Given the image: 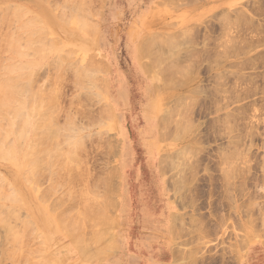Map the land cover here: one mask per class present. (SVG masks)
I'll return each mask as SVG.
<instances>
[{"label": "rangeland", "instance_id": "rangeland-1", "mask_svg": "<svg viewBox=\"0 0 264 264\" xmlns=\"http://www.w3.org/2000/svg\"><path fill=\"white\" fill-rule=\"evenodd\" d=\"M68 1L69 0H66V2L64 0H0V22L3 23V14L7 12L8 17L12 18V21L14 18H17L16 21L18 20V23L15 24L16 21L14 19V23H12L13 26L11 25V27V20H7V22L9 21L7 23L4 19V25H6V27L10 26V28L6 29L4 25L0 24L5 27L4 28L1 26L3 30L2 28H0L2 30L0 32L2 33L1 37H3L4 34L7 35L6 33L9 30H12V42L15 39L19 41L21 40L20 42L24 40L23 42L25 47L27 46L28 48H30V46L32 47V45L33 47L36 46L34 54L37 56L35 58H32L34 48L33 50H31L33 52H30L29 50V53H31L32 57L25 55V53H28V48H24V53L18 52V48L14 52L16 55L12 54V50L9 47L11 46V42H9L11 38L10 40L8 39L9 43H5L6 39L9 36L11 37V35L5 36L6 39L4 38V43L1 40V43H3L5 46L6 44H9V48L6 47L9 50L6 49L5 51L3 50V48L2 50L4 53H1L2 51L0 50V57L2 56L4 62L3 63L0 61V74L3 75H0V79H2V83L0 82V88H2L5 82H7L9 85V90L7 91L6 89H4L3 91L2 89L0 93L1 95L6 92H11L10 95L12 93L16 94H13L11 96L9 94H3V96H0V101L5 103L3 104L5 105V107L0 108V115L3 113L1 115L3 116V118L0 116V124L2 122L5 125L7 131L10 132H6L4 130L5 128L2 126L3 130L6 132V135L7 133L11 135L6 136L0 134V136H4L6 139H9L7 140V142L9 143V146L11 145L9 147L6 142L5 143L7 145L2 142L3 145L1 146H4V148L2 147V151H4L6 154H3L0 146V179H2L3 181L5 180V183L7 182V186L8 184L10 186L6 187L5 184L3 187L0 184V192H2L3 194H9L7 196L5 195L7 198H3L5 196L2 195V198L4 200H2V198L0 197V211L3 212L5 209H9L10 212V210L13 208V211L11 210V213L15 211V213L17 214L15 218H18V216L23 217L21 218V220L20 218L18 219L20 222L17 221L18 223H15L18 229L16 228L17 230L15 229L14 231V228L10 223L9 226H7L8 228H6V226L4 227V225L7 224L3 223L4 221H2V223L0 224L2 225L0 226V235L2 236V239L0 236V264H264V0L83 1L86 5L90 4L88 6L82 4L81 0H73L75 2H80L85 6L84 8L81 7L82 5H80V7L73 5L75 8L73 6L72 8H70L71 5H67V3H69L71 0L69 2ZM73 1L71 3H73ZM62 3H64L63 7L61 6ZM51 5H54L55 9H53L54 7H51ZM1 7H3L5 10H10L11 8V10L10 12H3L4 10ZM60 7H62V9ZM14 8L15 10L18 9L17 12L24 9V12L22 11L20 13H17ZM230 9L231 11L236 10V14H233V16L229 15L228 12ZM28 10V13L31 14H27L26 11ZM63 10H65L66 12ZM14 11L18 16H16L15 14L13 15ZM83 11H87L88 14L86 12L84 13ZM64 12L66 13V17L68 16L67 18L64 17ZM226 12L232 19L236 18V20H239L238 23L236 20H234L236 21L234 23L235 26L232 24L234 22H232V19H228L232 22H230V24H232L230 25L231 27L226 25L227 23L225 22V20L228 21L226 19L228 17H223ZM56 13L58 14L56 15ZM9 14L12 16H10ZM24 15H26L27 17H24ZM59 15L61 17H59ZM6 16L7 15L5 14L4 18L7 19L8 17ZM36 16L37 19L35 18ZM62 16L64 17V19ZM240 16H242V18H240ZM86 17H90V20L94 25L91 23L89 18ZM32 18L35 19V21L38 20V18L42 21L38 20L36 24L37 26H34L35 21H32V24L30 22ZM81 18L82 22H85L87 20L83 24V27L84 25L90 26V28L92 27L90 30L93 29L92 31L86 32V30H82V33L79 32V28H83L81 26L82 24L79 26V24L82 23ZM222 18H225V20ZM25 21H27V24L29 22L31 26L33 25L34 27H29L25 24L26 27H29V29H25L24 25H22L25 23ZM77 22H79V24ZM88 22H90L91 25L86 24ZM42 24H44L45 26ZM41 26L45 28L47 27V29H44L43 27L41 28ZM13 27L15 28V31L13 30ZM16 28H19V31H17ZM40 28L42 30L44 29V32L40 30ZM34 30H40V33H37V31L34 32ZM29 31L35 33L33 34L34 38L30 39V37H25L26 35H28ZM41 31L43 33L46 32V36H44L45 34L42 35ZM51 31L53 34H49ZM186 31H188L187 34ZM33 35L31 34V36ZM152 35H154V37ZM183 35L186 36L183 37ZM162 36L165 37V40L167 39L171 42L177 39L179 49L177 48V46V50H173V52L171 48L172 53H170L169 51L170 56L171 54H173L171 58L167 56L168 51L165 50L160 53V56L158 57L155 54L150 55V53L146 54L149 55L147 58L141 55L142 59L140 61L137 56V45H139V42L145 39H156L157 37L162 38ZM193 36H196L197 39L195 38L194 40ZM38 37H40L42 41L38 40ZM45 37L48 41L54 43V50L51 45H47V43L42 44L44 41H47L45 40ZM180 37L181 39H178ZM53 38L57 42L53 41ZM186 38L187 41H185ZM58 40L60 41V43ZM16 41L14 42L17 43L18 41ZM38 41L42 42V46L45 45L46 48L47 46L48 48H43ZM82 42H86L88 45H84L82 44ZM162 42H159L160 46ZM173 42L176 44L175 41ZM185 42H187V44ZM231 42L232 47L230 45ZM19 43L13 44L18 46ZM55 43H59V45ZM101 43L103 44V46ZM180 43L181 46L183 45L181 48H185L184 44L187 48H185L184 50L182 49V51L180 49ZM223 43L229 47L224 46ZM39 44L40 46H38ZM0 46L3 45L0 44ZM21 46H23V43H21ZM40 47L43 48L42 50L46 49V51H41ZM191 47L192 54H190V52L189 55L190 57H193V62L191 61V63L193 64H185L184 60L190 63V61H188V55L186 57L184 54L186 59L180 54L179 56H175V54L179 52L185 53V51H188ZM155 48L157 50V46H155ZM227 48H229V50H227ZM234 48L236 52L233 51ZM66 49H70L71 52L76 50L75 53H79L76 55L73 52L70 55L69 50L67 51L68 53L63 52L64 54H66L64 57H61V54H63L62 52L59 56H55L57 53H60V51H64ZM158 49L160 52V48ZM48 50L51 51V54L47 53ZM194 50H199L200 53L203 52L201 54L203 55V57L200 56L199 51L194 52ZM16 52H18L22 56L21 59L18 57L20 55H17L18 53ZM68 54L73 57L74 55L76 56L73 60H71L72 57L70 56L67 59L66 56H68ZM186 54L188 53L186 52ZM163 56H165L164 63L159 62V64L161 65L157 64L159 65L157 66L159 67V70L151 69L150 75L143 72V70L141 69L142 60L145 63H151L150 61H153L155 59L161 61L162 59L160 58H163ZM198 56L200 59L197 58ZM58 57H60V59ZM143 57L145 59H143ZM166 57L169 59L166 60ZM194 57H196L197 60L199 59L200 61H202L198 62L199 60L196 61ZM5 58L9 60L12 58V60H14L8 61L5 60ZM54 58L57 61H55ZM76 58L79 60L77 61ZM18 59L19 62H21L18 64H22V62L24 61L28 63L34 60L39 65L37 66L36 64L37 67H29V69L25 70L23 69L24 67L21 69V66H19L21 69V71H19V67H17V64L14 66L15 68H18H16L17 71L15 72L16 69L11 65L17 63ZM41 59L44 60V63L40 62L42 61ZM179 59H181V61H179ZM90 60L91 62L93 61V63H96L95 61H98L102 64H88ZM14 61L15 63H13ZM34 61L31 62V64L33 63L32 65H35L36 62ZM74 61H77L82 68L87 64V66L90 65L89 67L92 69V71H94L95 69L102 70L104 64L105 69L107 68L108 71L106 70L105 72L103 69L98 74H94V72H92V75L94 74V77L97 75V79L99 80L102 78L101 82H103V80H108L110 83V87H112V85H115L118 75H120L124 79L125 87H119V96L121 98V101L118 106L120 107L121 111L120 119L123 118L122 123H120V127L118 119H115L111 115L109 119H106V117L109 115L107 113V110L109 111V108L112 109V107L109 105L104 95H99L100 91L97 89L98 87H95L96 85H94V78L93 82L92 80L89 81L90 79H83L82 81L86 80L87 83L83 84V89V86L81 85V88H79V90L77 91L78 83L75 84L77 86L76 87L74 86L73 81L77 82L75 78L77 80H80L78 79L80 77L77 76V73L75 71L77 69H80L81 67L79 66V64L74 67L73 65H76ZM168 61L178 62V64H176V62L174 63L175 69L180 67L179 65H187V69L183 70L182 72L186 73V75L191 74V77L182 74L181 70H179L177 73H181L184 76L181 75L179 78V76H177V73L176 75L174 74L171 76L173 72L172 71L171 74L168 73L171 76L169 77L166 72H170L171 69L174 68V66L172 67V63L170 62V64ZM166 62L171 66L168 67L169 65L167 66ZM214 63L217 65H215ZM81 64L85 65L82 66ZM5 65H7V67H3ZM58 65L61 66V68L58 67V69H56V66ZM155 65L152 66V68L155 67ZM176 65H178V67ZM219 65L220 67H217ZM10 66L13 68L12 71H14L11 74L9 71H7L8 69H6L8 67L11 68ZM66 66L71 67V70L68 67L70 71H67L68 68ZM129 66H134L136 68L138 77L142 81V84H140L138 87L134 88L130 84L125 70L126 68H129ZM72 67L74 68L72 69ZM186 67H183L182 69ZM192 68H194V70H192ZM188 69L189 71L185 72ZM62 70H65L66 72H62ZM162 70H164L165 72ZM21 73L25 75H22ZM26 73L29 74L30 77H32V81L28 80L29 78H26ZM35 73L37 76L34 75ZM216 73L222 77L219 83L221 86L218 85V81L216 82L215 80L217 78H215V76H217ZM18 74L19 76L22 75L20 81L21 84H15L13 81L15 79L13 77H16ZM58 74L64 75L60 77ZM164 74H166L167 76ZM24 76H26V82L24 79H22ZM33 76L35 77V80H33ZM160 76H162V79L166 82H162L163 80H161ZM17 80H19V77L17 78ZM96 83H98L97 80ZM164 83L166 87H163L165 86L163 85ZM17 84H20L18 87H21V90L18 89L19 92L16 90L18 87L15 89ZM87 84L91 85L90 87L92 88L90 90L86 88ZM169 84L171 86H169ZM153 85L164 100L162 107L163 111H161L162 113L158 112V116H167L168 113L166 112H169L172 109L178 110V112H176L177 114H175L176 116L169 115L167 119H165V117L163 118L162 116L164 122L161 118L163 122L161 123V130L160 128L157 129L156 126L152 128L145 124V116L148 113H152L154 111L153 109H151V106L154 103L150 102L151 96L155 95L156 99V92ZM5 88L7 87L5 86ZM116 89V87H113V90L115 92ZM215 90L219 92L217 93ZM23 92L27 93L28 95L29 93L33 92L32 94H35V97L30 98L31 95H29V97L28 95L25 96L23 95ZM43 92L46 95H44ZM86 94L88 95V97ZM4 96L8 98V100L11 98V101H9L10 104L6 101L7 99ZM40 96H42L41 98L45 100L46 104L43 103L44 101H42L43 99H40ZM89 96L91 97L89 98ZM94 96H96V99L92 98ZM26 97L29 98V101L27 100L28 98L26 99ZM47 97H49V100H46L48 99ZM51 97L52 99L50 100ZM98 97H101L102 99H100L104 101H101ZM87 98L92 100L89 101V99ZM21 99L23 103L25 102V104L21 105ZM108 99L115 102V97L112 99L111 96H109ZM36 100H38L37 103H40L42 101V105L45 104V110L43 109L44 106L43 108L42 106L41 108L37 107L45 111L44 115L47 114L48 116V113L51 112L49 114H52L53 116L51 115L50 117L49 115V117L52 119L53 123L51 122V120L49 121L50 118H48L47 116H44V118H42L44 121H46V124H43V120H40L39 122L37 121L40 116L42 117L41 114H43L42 112L44 111L42 110V112H37L39 113L37 116V114L35 113V109H37L34 107L35 105L31 106V108L35 109H31L26 103H30L32 101L31 104H36ZM12 101H15L17 104H15L14 102L11 104ZM51 103L54 106H52ZM103 104L109 106V108H107V106H103ZM186 105L188 107L184 108L183 106ZM19 106L22 109H25H16ZM10 107L16 108H12V111ZM169 107L172 109L170 110ZM27 108H29V110ZM48 108L51 111H46V109ZM182 108L184 110L181 111ZM2 109L6 110V112L2 111ZM30 109L33 111L32 116V111L29 112ZM8 110L11 111L10 115H8L9 112L7 114ZM20 111L21 113L25 114V118H27L28 116V119H25L24 116L19 115L20 120H24L22 121L23 125L21 124V122L20 125L27 126L28 124V134L26 133V128H24V131L23 128L19 129V127L22 126L18 125V122L15 121L18 118L15 115H18L17 113H19ZM185 113L188 114L189 119L191 120L186 117L187 115L184 116L187 119L182 116ZM35 115L37 117H35ZM226 115L229 117L228 120L230 122L226 120ZM230 115H234L232 116L234 118H230ZM111 117L113 119H111ZM4 119L6 121L8 119L9 123L11 124L8 125V121L6 122L4 121ZM32 119H34L35 121ZM182 119H185L186 121ZM25 120H27L28 123ZM14 121L17 124L13 123ZM73 121L79 126H75L74 124H72ZM35 122L38 126L36 125L33 128ZM65 123H67V125H65ZM184 123H186V125ZM56 125L59 128L64 127L62 128V130L65 129L66 126L70 125L72 127H75V129L77 130L79 129V127L83 130V132H79L78 130V137L80 140H82V138L83 141L85 140V142H82L83 145L81 144V147H83L82 149L86 152L81 150V148V151L77 149V151H80L79 154L78 152L76 153V157L80 158V163H76L79 167L78 172V167L76 168L75 172L78 173L76 174L77 176L73 174L70 175L71 178H69V174L67 171L65 172L66 174L60 175V177L59 174L58 176L55 175L57 172L55 170L59 168V171H61V164L64 165L63 167H65L66 164L64 156L61 155L63 153H57H59L60 151L62 152V148L64 147L61 145H66L65 134H68L66 133L67 131L63 132L64 130H60L59 132L55 130L56 132H53L56 134L52 133V127H56ZM180 125L181 127H178ZM185 126L186 130L188 131H186L185 135L181 137L180 135L184 134L183 132L185 130ZM46 127H51L49 130H47L53 134V137L54 135H56L57 139H54L56 138L55 136L54 138H50L51 141H47L46 144L40 143V148L37 149V153L35 152L36 149L30 150V148H35L33 146V144H35L33 141H38V143H36L37 146L39 142H41L39 141V139L35 140V137H32V135H34V133L38 132L40 129H43L39 132L40 134H42L41 137L43 136L42 141H45L46 138L44 137L49 135H46L44 133L45 131H47ZM59 128L57 130H59ZM171 128H173L174 131ZM179 128H181L182 130L177 132V129ZM18 129L19 133L16 134L15 130ZM168 130H170L169 133L167 132ZM14 131L16 136L14 135ZM165 131L168 135H165ZM172 131L173 133L171 135ZM22 132L26 134L23 135ZM100 132L104 133L105 135L103 134V136H101ZM128 132L131 136H129ZM62 134L65 135V138ZM36 135L37 134H35L34 136ZM235 135L237 136V138ZM121 136L125 137V139L128 140V142H130L132 146L131 156H129L127 164H125L124 161L121 164ZM166 137L170 139L168 140ZM37 138H39V136H37ZM15 139H24L25 141L22 142L23 140H21L23 145L19 141V145H22L19 146L18 143L16 144V142L18 141H16ZM47 139L49 140L48 137ZM147 139H149L148 142H146ZM58 142L61 144H59ZM231 142H234L233 145L237 143V146H235L236 148L231 145ZM27 143H31V146L28 149L26 147H29ZM107 143H109V146H107ZM136 144L138 148L136 147ZM43 145L47 146L43 147ZM48 146L50 147L48 148ZM184 147L187 149L185 150ZM181 148L183 149V151L179 150ZM41 149L45 150L41 152ZM48 149H55L54 151L58 150V152L56 151L52 154L49 153L50 151H48V153L52 155L50 157L53 158V156H57L56 160H61V162L59 160V165L61 167H59L58 164H55L54 169L52 167L54 165L50 161L54 159H49L47 157L49 159V162L47 163L48 160L45 161L46 159H44V161L42 162H46L48 165L51 162V164L49 165L50 167H48L47 164L43 166V163L40 162L42 163L40 166H43L42 169L41 167H39L38 170L35 166H33L35 167V169H32L34 171L38 170L39 172L41 169V171L43 170L44 172L42 171L43 173L41 172L40 175L38 174V172L36 174L34 172L32 173V175H38L37 177L34 176L31 178H28L27 174L26 178L24 179L25 173L23 172L28 171L27 173L29 174L33 172V170L29 166H31V163L32 165L37 166L39 164L38 161L42 158L39 153H45V151H47ZM32 151H34L36 154L31 153ZM180 151L182 153H179ZM13 153V159L15 160V163L14 160L9 161L7 158L8 156L9 158H12ZM18 153L20 154L18 155ZM25 153H31L35 156L32 155L33 157H31L30 154V157L27 158L26 156L29 154L24 155ZM178 153L181 155H179ZM38 155L41 156V158L36 159L38 164H35L36 161L34 160V158H39ZM230 155H232L233 157H231ZM24 156L27 158L26 162L24 160ZM171 156L173 157L171 158ZM4 157H6L7 159H4ZM44 157H46V155ZM172 159H176L177 161H172ZM225 159H230V163L233 159L235 160L232 164H230L229 161ZM32 160L34 162H31ZM80 160H82V163ZM28 161H30V163H28ZM173 162L177 163L174 164ZM27 163L29 165L26 166L30 168V171L27 167V169L25 170V164ZM225 163L227 164L225 165ZM81 164L82 166H80ZM173 164L176 166L174 167ZM233 166L234 169L232 171L234 172L235 170V173H233L232 171H230V173L232 172L234 174V180L232 179L230 182H226L230 179L227 178L228 180H225L224 172L227 174V172L231 170V167L233 168ZM46 167H48L49 170ZM158 167H160V171L158 170ZM50 168H53L54 170ZM73 168L75 167L73 166ZM62 169L63 171L61 172L63 174L65 169ZM225 170H227V172ZM114 173H116V175ZM74 176L75 178H73ZM56 178L59 180H57ZM101 178L104 179L105 184L106 182L108 184V181L110 180L111 182L105 186V184L102 183L103 179L101 181L99 180ZM2 180H0V182L3 184ZM68 181H70L72 184H68ZM83 182L85 185L82 184ZM61 184L65 185L64 188ZM73 184L76 185L73 186ZM67 186H69V189ZM104 186L105 188L108 186H112V189L116 187L117 192L111 190L110 187V189H103ZM72 187H74V189ZM95 189L99 190L97 191V198L101 197L100 199L98 198L99 202L102 201L103 203V201L105 202L106 199L108 204V202H110V200L108 199L110 197L112 198H110L112 200V204L109 203L107 205L108 209L105 208V205L103 204L104 207H102L103 209L105 208V210H103L105 212L102 213L103 215L101 214L102 216H100L99 214V217L90 215V213L94 214L92 213L94 211L89 208L92 211L89 212L85 207L88 204H91V202L93 203L94 198L92 197L93 199L92 201L90 200L91 202H86L85 200H87V198L85 199L84 197H88L89 199V197L93 196V193L96 197L97 192L94 191ZM101 189L103 192H107V195H110L111 191H113V196H107L108 198H106V193L103 196V192L100 191ZM89 191L94 192L90 193ZM77 194L78 196L84 194V197H81L79 199L76 197ZM14 195L15 197L17 195L19 199L14 198ZM8 196H12L14 198L13 199L11 197L13 201L10 200L11 198L8 199ZM38 197H40L41 201L38 199ZM71 197H75L74 201H71L73 199ZM83 198L85 200H83ZM122 198L125 202V206L121 210ZM115 200L116 206H114ZM58 201L61 202L59 203L61 207L55 208L56 203L58 204ZM19 202L21 203L19 204ZM42 202H44L45 204ZM78 203H80L81 205L83 204V206L79 204L80 207L78 206L77 208H74V206H77ZM143 203H145L144 211H146L150 215V217H155L154 219H156L157 217L162 216L166 219L165 232L162 231L163 234L161 236H151L154 232L151 230L148 231V233H144L148 236H151L149 237L148 243H154L155 251H157V254L155 255H149L146 251L142 250V232H145L146 226V223L141 220L144 213V211L142 210ZM73 204L75 205L73 206ZM92 205L93 204H91V206ZM95 205L97 206L99 204H97L96 202ZM71 206L74 209L73 211L71 210L72 208H70ZM91 206L89 205V207ZM69 208L71 211L69 210ZM82 208V220L77 219L80 213L78 209ZM16 209H19L20 211H16ZM85 209L88 212L86 213L89 215H84ZM109 210L111 211L109 212ZM1 212L0 217L3 214V216L7 214H1ZM9 212L7 214V217L9 215L11 216ZM55 213L58 214V217ZM110 213L112 214V216L110 215ZM65 216L70 217L66 218ZM87 216H89L90 218H87ZM71 217L72 219H74L73 217H76L75 219L78 220L79 223L76 222V224L78 223V226H81L80 231L79 228L76 227V224L72 225V228L74 227V229L77 228L78 230L75 229V232L73 229L74 232L69 231V233L66 232L67 229L63 230L64 228H61L59 226L61 223L60 221L63 220V218L64 220H71ZM110 217V223L113 224L111 220H116V223L115 225L113 224L115 227L112 225L109 229L107 227L108 224H110L108 221ZM1 218H3L5 221L9 219H5L4 217ZM23 219L25 221H23ZM12 220L8 221L13 222ZM57 220L59 223H57ZM92 220H95L93 221L94 223L92 222ZM23 222H27L29 223V225L27 223V225H20V223ZM68 222L69 221H67V224ZM166 222L168 226L166 225ZM88 223L90 225L85 226V224ZM98 223L101 224L103 228V224L105 223L106 229L102 231L101 229L103 228H101V225H98ZM171 223H173V226ZM69 225L70 224H68V226ZM82 225H84L85 227ZM169 225L172 227H170ZM1 227L4 230H1ZM19 227L21 228L19 229ZM68 228L70 229V227ZM6 229L12 235H10L9 232V234H7ZM25 229L27 233H24ZM1 231L2 233L4 231L6 232L5 237L4 235H2ZM104 231L106 234L104 233ZM102 233L105 234V237L103 236L100 241L98 237L101 238ZM24 234L26 235L24 236ZM95 234H97V237ZM13 235H15L16 238ZM71 236L73 237L71 238ZM80 236L83 237L81 238ZM24 237H26V241H24L22 244L25 246H21L20 249L22 247V249L25 248L26 250H24L26 253L18 249V242L20 243V241L25 240ZM79 237L81 239H79ZM10 242L11 245H9ZM12 243H17L16 246H18V248L15 245V247L13 248L16 251L18 249L17 252L19 254L16 255V253H12L11 255H9L12 251ZM5 244L9 245L8 248H4L7 247V245ZM15 250L14 252H16ZM19 250L24 254L22 255ZM4 251H7L6 253L7 256L9 255V258H7ZM3 254L5 255V257ZM15 256L16 259L12 258ZM19 256L22 257L19 258Z\"/></svg>", "mask_w": 264, "mask_h": 264}, {"label": "bare ground", "instance_id": "bare-ground-1", "mask_svg": "<svg viewBox=\"0 0 264 264\" xmlns=\"http://www.w3.org/2000/svg\"><path fill=\"white\" fill-rule=\"evenodd\" d=\"M43 1H44V0H43ZM64 1L66 2V0H64ZM69 1H70V0H69ZM69 1H68V2H69ZM72 1H73V0H71L69 3H67V5H68V4H69V6L71 5L70 8H72L73 5H74V6H77V7H78V6L80 7V5L84 4L83 1H85V0H81L82 4H81L80 2H78L79 0L76 1L78 4H77L75 1H73V3H71ZM182 1H183V0H182ZM187 1H188V0H187ZM187 1H186V2H187ZM189 1H191V0H189ZM52 2H54V1H52ZM62 2H63V1H62ZM50 3H51V2H50ZM70 3H71V4H70ZM193 3H194V2H193ZM56 4H59V3H56ZM56 4H54V5H56ZM75 4H77V5H75ZM184 4H186V3H184ZM190 4H191V3H190ZM14 5H16V4H14ZM54 5H53V6L51 5V7H54L53 9H55V6H54ZM63 5H64V3L61 4L62 7H63ZM67 5H66V6H67ZM84 5H86V4H84ZM84 5H82L81 7L84 8V7H85ZM88 5H90V4H87L86 6H88ZM74 6H73V7H74ZM57 7H58V6H57ZM57 7H56V8H57ZM62 7H60V8L62 9ZM64 7H65V6H64ZM1 8L4 10L3 12H6V11H9V12H10V10H11V8H10V10H9V9L5 10L3 7H1ZM60 8H59V9H60ZM74 8H75V7H74ZM82 8H81V10H82ZM63 9H64V8H63ZM68 9H69V8H68ZM14 10H15V8H14ZM17 10H18V9H16L15 11L17 12ZM23 10H24V9H23ZM23 10H19L18 12L20 13V12H22ZM25 10H26V9H25ZM15 11L13 12V15L15 14L16 16H18V15L15 13ZM51 11H52V10H51ZM55 11H57V10H55ZM63 11H65V10H63ZM66 11H67V9H66ZM66 11H65V12H66ZM69 11H70V10H69ZM18 12H17V13H18ZM23 12H24V11H23ZM26 12H27V14H31V13H28L29 10L26 11ZM30 12H31V11H30ZM60 12H61V11H60ZM60 12H59V14H60ZM65 12L63 13V14H65L64 17H66V13H65ZM78 12H79V11H78ZM78 12H77V14H78ZM80 12H81V11H80ZM83 12H84V13L86 12V13L88 14L87 11H83ZM0 13H1V12H0ZM7 13H8V12H7ZM7 13H4L3 15L5 16V14H6V15H7L6 17H8V14H7ZM91 13H92V12H91ZM228 13H229V15H232V16H233V14H236V10L231 11V9H230ZM228 13L226 12V13L223 15V17L225 16V18H226V16H227V17H228V18H226L227 20H228V19H232L231 17L228 16ZM27 14H26V15H27ZM57 14H58V13H56V15H57ZM63 14H62V15H63ZM74 14H75V12H74ZM87 14H85V15H87ZM9 15H10V14H9ZM26 15H24V17H25ZM68 15H69V14H68ZM79 15H80V13H79ZM4 16H3V23L0 22V24H2V25H4V19H5V22H7V20H11V19H12V18H10V17H8L9 19H8V18L6 19V18H4ZM10 16H12V15H10ZM31 16H32V15H31ZM76 16H77V15H76ZM81 16H82V15H81ZM89 16H90V15H89ZM26 17H27V16H26ZM28 17H30V16H28ZM38 17H39V16H38ZM59 17H61V16L59 15ZM62 17H63V16H62ZM64 17H63V19H64ZM67 17H68V16H67ZM67 17H66V18H67ZM72 17H73V15H72ZM208 17H209V16H208ZM35 18L37 19V16H36ZM82 18H83V17H82ZM82 18H81V22H82ZM86 18H89V20H90V17H86ZM225 18H222V19L225 20ZM240 18H242V16H240ZM14 19H15V21H16L17 18H14ZM14 19H13V21H14ZM32 19H33V18H32ZM32 19L30 20L31 24L35 21V19H33V20H32ZM218 19H219V18H218ZM20 20H21V19H20ZM38 20L42 21V20L39 19V18H38ZM38 20L35 21L34 26L37 24ZM234 20H236V18H235V19H232V22H233ZM13 21L11 20V22H10V23H11L10 26L12 25V23H14ZM17 21H18V20H17ZM17 21H16L15 24L18 23ZM32 21H33V22H32ZM40 21H39V23H40ZM84 21H85V20H84ZM86 21H87V20H86ZM86 21H85V22H86ZM90 21H91V20H90ZM228 21H229V23H228ZM228 21L225 20V22L227 23L226 25L229 26V27H231L230 25H232V24L234 25V23H235L236 21H237V23H238L239 20H236V21H234L233 23H232L230 20H228ZM8 22H9V21H8ZM8 22H7V23H8ZM85 22H82V23H80V24H79V22H77V23L79 24V26L82 24L81 26L83 27V24H84ZM230 22H231L232 24H230ZM41 23H43V22H41ZM91 23L93 24L92 21H91ZM25 24L28 25L29 27L31 26V24H30L29 22H28V24H27V21H25V23L22 24V25H24L25 29H29V27H26ZM29 24H30V25H29ZM73 24H74V23H73ZM78 24H77V25H78ZM86 24H90V22H88V23H86ZM2 25H0V28H2V27H4V26L6 27V25H4V26H2ZM38 25H41V24H38ZM42 25H44V24H42ZM75 25H76V24H75ZM90 25H91V24H90ZM93 25H94V24H93ZM93 25H92V26H93ZM1 26H2V27H1ZM7 26H9V25H7ZM10 26H9V27H6V29H9ZM12 26H13V25H12ZM12 26H11V27H12ZM20 26H21V25H20ZM20 26H19V27H20ZM34 26L32 25L31 27H34ZM36 26H37V25H36ZM44 26H45V25H44ZM79 26H78V27H79ZM227 26H226V27H227ZM234 26H235V25H234ZM5 27H4V28H5ZM42 27H43V26H41V28H42ZM13 28H14V27H13ZM13 28H11V29H13ZM41 28H40V30H42ZM43 28H44V29H47V27H46V28L43 27ZM84 28H86V29H84ZM87 28H88V29H87ZM91 28H92V27H91ZM91 28H90V26H87V25L85 26V25H84L83 28H81V27L79 28V32L82 33V30H84V31L86 30V32H87V31L90 32V31L93 30V29L90 30ZM6 29H5V30H6ZM44 29H43V30H44ZM94 29H95V28H94ZM2 30H3V28H2ZM2 30L0 29V32H1ZM13 30L15 31V28H14ZM16 30L19 31V28H16ZM40 30H38V31H37V30H34V32L37 31V33H40V32H39ZM43 30H42V31H43ZM11 31H12V30H9L6 34H7V35H11L12 32H13V31H12V32H11ZM32 31H33V30H32ZM32 31H29L28 35H26L25 37H26V38H29V37H30V39H31V38H34V35H33V34H35V33L32 32ZM42 31H41V34H42V35L46 33V32L43 33L44 31H43V32H42ZM182 32H185V31H182ZM187 32H188V31H186V34H187ZM23 33H24V32H23ZM47 33H48V32H47ZM51 33H52V31H51L49 34H51ZM84 33H85V32H84ZM1 34H2V33H0V44L4 46V47H3V46H0V48L2 47V48L0 49V50L2 51V52L0 51L1 53H4L3 50L6 51V49H8V48L10 47L11 50H12V51H11L12 54L16 55V54L14 53V52L16 51V49L19 48L18 52H22V53H24V48H28L27 46H26V47L24 46V42H23L24 40H23L22 42H20L21 40L19 41V40H17V39L14 40V41L17 40V41H18V42L16 41L17 43L20 42V43H19L20 45L18 44V46H19V47H18L17 45H14V44H17V43H15L14 41L12 42V39H13L12 35H11V37L9 36V37L6 39L5 36H7V35L4 34L3 37H1ZM31 34H32L33 36H31ZM52 34H53V33H52ZM47 35H48V34H47ZM156 35H157V34H156ZM13 36H14V34H13ZM44 36H46V34H45ZM51 36H53V35H51ZM92 36H93V35H92ZM152 36L154 37V35H152ZM184 36H186V35H183V37H184ZM226 36H227V35H226ZM19 37H20V36H19ZM25 37H24V38H25ZM35 37H36V36H35ZM150 37H151V36H150ZM190 37H191V36H190ZM190 37H189V38H190ZM193 37H194V36H193ZM1 38H2V39H1ZM4 38L6 39V41H5ZM10 38H11V40H10ZM26 38H25V39H26ZM36 38H37V37H36ZM39 38H40V37H38V40L42 41L41 38H40V39H39ZM55 38H56V37H55ZM195 38H196V36L194 37V40H195ZM8 39H9L10 41H9ZM158 39H159V40H158ZM174 39H176V38H174ZM178 39H181V37L178 38ZM196 39H197V38H196ZM1 40H2L3 43H4V41H5V43H9V42H11V43H10L11 46H9V44H6V46H5L3 43H1ZM28 40H29V39H28ZM45 40H47L46 37H45ZM170 40H171V39H170ZM184 40H185V39H184ZM221 40H222V39H221ZM8 41H9V42H8ZM40 41H38V42H40ZM47 41H48V40H47ZM47 41H46V42L44 41L43 43L40 42V44H41V43H42V44H46V43H47V45H48V44L51 45V46L53 47V50H54V48H55V47H54V43H53V42L51 43L50 41L47 42ZM53 41H55L54 38H53ZM58 41H59V40H58ZM99 41H100V40H99ZM140 41H141V40H140ZM157 41H159L160 43H161L162 41H164V42H162V44H161V46H160V45H159V42H157ZM173 41H175L176 44H175ZM173 41L171 42V41H169V40H167V39L165 40V37H164V36H162V38H161V37H159V38L157 37L156 39L151 38V39H145V40H142L141 42H139V45H137V56H138V58H139L140 61H141L142 56H145V58H147V57L149 56V55H146V54H148V53H150V55H151V54H152V55L155 54V55L158 57V56H160V53H162L163 51L167 50V51H168L167 56L171 58V56L173 55V54H171V56H170V54H169V51H170V53H172V52H171V48H172V51H173V50H177V48L179 49L178 42H177L178 40L176 39V40H173ZM185 41H187V38H186ZM222 41H223V40H222ZM55 42H57V41H55ZM90 42H91V41H90ZM191 42H192V41H191ZM229 42H230V41H229ZM13 43H14V44H13ZM21 43H23V46H21ZM50 43H51V44H50ZM59 43H60V41H59ZM59 43H58V44L55 43V44L59 45ZM173 43H174V44H173ZM185 43L187 44V42H185ZM197 43H198V42H197ZM234 43H237V42H234ZM40 44H39L38 46H40ZM42 44H41V46H42ZM79 44H80V43H79ZM82 44H84V45H88L86 42H82ZM101 44H102V43H101ZM223 44H224V43H223ZM223 44H222V46H223ZM228 44H229V43H228ZM231 44H232V42L230 43V45H231ZM239 44H240V43H239ZM179 45H180V49H181V50H182V49L184 50L185 48H187L185 44H184V47H185V48H181V47L183 46V45L181 46V43H180ZM196 45H197V44H196ZM196 45H195V46H196ZM206 45H207V44H206ZM208 45H209V44H208ZM8 46H9V47H8ZM12 46H13V47H12ZM51 46H50V47H51ZM102 46H103V44H102ZM155 46H157V50H156ZM177 46H178V47H177ZM193 46H194V45H193ZM217 46H218V45H217ZM217 46H216V47H217ZM224 46H227V45L224 44ZM235 46H236V45H235ZM238 46H239V45H238ZM238 46H237V47H238ZM242 46H243V45H242ZM6 47H8V48H6ZM20 47H21V48L23 47V48L21 49ZM42 47H43V48H44V47L46 48L45 45H43ZM42 47H40V48H41V51H46V49L48 48V46H47V48H46L45 50H42V49H43ZM176 47H177V48H176ZM214 47H215V46H214ZM227 47H229V46H227ZM231 47H232V45H231ZM233 47H234V46H233ZM3 48H4V49H3ZM12 48H13V49H12ZM14 48H15V49H14ZM33 48H34V50H33ZM62 48H63V47H62ZM158 48H160V52H159V49H158ZM174 48H175V49H174ZM246 48H247V47H246ZM2 49H3V50H2ZM100 49H101V48H100ZM191 49H192V47L189 48V50L187 49L188 51H185V53H184V52H183V53H182V52H179V53L176 52L178 55L175 54V56H179V54H180V55H182V56L186 59V57H187V55H188V61H190V63H189V62H186V60H184L185 64H189V65H190V64H193V63H191V61L193 60V59H192L193 57H190V55H189L190 52H191L190 54H192ZM201 49H202V48H201ZM203 49H204V47H203ZM211 49H212V48H211ZM214 49H215V48H214ZM217 49H218V48H217ZM232 49H233V48H232ZM8 50H9V49H8ZM13 50H14V51H13ZM26 50H27V49H26ZM29 50H30V52H33V51H34V52L32 53L33 57H32V55H31V53H29ZM31 50H33V51H31ZM35 50H36V46L33 47V45H32V47L30 46V48H28V53H27V54L25 53V55H27V56H29V57H32V58L37 57V56L34 54V53H35ZM57 50H58V48H57ZM69 50H70V49H69ZM69 50L66 49V50H64V51H60V53H57L55 56H57V55L59 56V55L61 54V52H62V53H63V52L65 53V52H67V51H69ZM183 50H182V51H183ZM215 50H216V49H215ZM227 50H229V48H227ZM239 50H240V48H239ZM242 50H246V49H242ZM75 51H76V50H75ZM75 51H72V52H71V50H70V51H69L70 55H71L73 52H74V54H76ZM167 51H166V52H167ZM195 51H196V50H194V52H195ZM198 51H199V50H198ZM198 51H196V52H198ZM233 51H235V48H234ZM237 51H238V49H237ZM18 52H16V53H18ZM38 52H39V51H38ZM49 52H50V53H49ZM77 52H78V51H77ZM153 52H155V53H153ZM158 52H159V53H158ZM173 52H174V51H173ZM186 52H187L188 54H186ZM194 52H193V53H194ZM235 52H236V51H235ZM6 53H7V52H6ZM6 53H5V54H6ZM39 53H40V52H39ZM47 53H48V54H51V51L48 50ZM64 53L61 54V55H62L61 57H64V56L66 55V54H64ZM67 53H68V52H67ZM78 53H79V52H78ZM78 53H77V54H78ZM202 53H203V52H202ZM202 53H200V51H199V54H200L201 57H203V55H201ZM229 53H231V52H229ZM5 54H4V55H5ZM7 54H8V53H7ZM28 54H29V55H28ZM77 54H76V55H77ZM144 54H145V55H144ZM158 54H159V55H158ZM184 54H185L186 57L184 56ZM194 54H195V53H194ZM197 54H198V53H197ZM197 54H196V55H197ZM17 55H20V54L18 53ZM34 55H35V56H34ZM70 55L68 54V56H66L67 59H68V57H69ZM76 55H74V57H75ZM141 55H142V56H141ZM23 56H24V54H23ZM51 56H52V55H51ZM51 56H50V57H51ZM55 56H53V57H55ZM191 56H192V55H191ZM18 57L21 59L22 56L20 55V56H18ZM53 57H52V59H53ZM66 57H65V58H66ZM70 57H72L71 60L74 59L73 56H70ZM183 57H182V58H183ZM211 57H212V55H211ZM38 58H39V57H38ZM56 58H57V57H56ZM58 58L60 59V57H58ZM145 58L143 57V59H145ZM190 58H191V59H190ZM194 58L196 59V57H194ZM197 58H199V56H198ZM0 59H1L0 61L3 62L2 56L0 57ZM23 59H24V58H23ZM23 59H22V60H23ZM39 59H40V58H39ZM39 59H38V60H39ZM76 59H77V58H76ZM76 59H75V60H76ZM148 59H149V58H148ZM160 59H162V60H161V61H159L158 59H157V60L155 59V60H153V61H150V60H149L151 63H148V62H147L148 64L145 63V62H143V60H142V64H141L142 66H141V69L143 70V72H145L146 74L150 75V74H151V73H150V72H151V69H156V70L158 69V70H159V67H157V66L161 65V64H159V62H160V63H161V62L164 63L165 56H163V58H160ZM167 59H169V58L166 57V60H167ZM199 59H200V58H199ZM199 59H198V60H199ZM202 59H203V58H202ZM5 60L13 61L14 59L12 60V58H11V59L9 60V59H6V58H5ZM25 60H26V59H25ZM41 60H42V59H41ZM54 60L57 61L55 58H54ZM54 60H53V61H54ZM78 60H79V59H77V61H78ZM91 60H92V59H91ZM91 60H90V62H88V64H89V63H92V64H102V63H99L98 61H95L96 63H93V61L91 62ZM151 60H152V59H151ZM198 60L196 59V61H198ZM32 61H34V60H32ZM32 61H30V62H28V63L24 61V62H22V64H18V63H21V62H19V59H18V62L15 63V61H14L13 63H15V64H13V65H11V66L14 67L15 65L18 64L17 67L21 66V69L24 67L23 69L25 70V69H29V67H32V68L34 67V68H35V67H37V66L39 65L36 61H34V62H36L35 65H32V64H33V63L31 64ZM43 61H44V60H42V61H40V62H43ZM77 61H76V62L74 61L75 64H76V65H73L74 67L77 66V65L79 64ZM86 61H88V60H86ZM177 61H178V60H177ZM177 61H173V62L170 61L172 64L168 61V62L172 65V67L174 66L173 69L175 70V71H174L173 69H171V71L169 70L170 72H166V74L169 75V77H171V76L174 75V74L176 75V73H177L179 70H181V72H182L183 70L187 69L188 66L185 65V64L179 65L180 67H178V65H176V66L178 67V68H177L178 70L175 69V65H174V63L176 62V64H178V62L181 61V59H179L178 62H177ZM201 61H202V60H201ZM201 61L199 60L198 62H201ZM203 61H204V60H203ZM214 61H216V60H214ZM214 61H213V62H214ZM40 62H39V63H40ZM152 62H154V63H152ZM155 62H156V63H155ZM184 62H183V63H184ZM192 62H193V61H192ZM198 62H196V63H198ZM3 63H4V62H3ZM43 63H44V62H43ZM70 63H71V62H70ZM166 63H167V62H166ZM166 63H165V64H166ZM203 63H204V62H203ZM215 63H216V62H215ZM215 63H214V64H215ZM0 64H1V63H0ZM28 64H31L32 66H31V65H28ZM36 64H37V66H36ZM49 64H50V63H49ZM61 64H62V63H61ZM88 64H87V65H88ZM151 64H154V65L156 64L155 67H157V68H155V67L152 68V66H154V65H151ZM157 64H159V65H157ZM170 64L167 63V66L169 65L168 67H170V66H171ZM199 64H200V63H199ZM22 65H23V66H22ZM25 65H26V66H25ZM42 65H43V64H42ZM52 65H53V64H52ZM59 65H60V64H59ZM59 65L56 66V69H58V67L61 68V66H59ZM69 65H70V64H69ZM81 65L83 66V65H85V64H81ZM87 65L84 66V67L82 68V67L80 66V64H79V66H80L82 69H81L80 67H78V68H80V69H77L78 71L76 70L75 72L77 73V76L80 77V78H78V79H80V80H77V79L75 78V80H76L77 82L73 81V82H74V86H76L75 84L78 83V84H77V86H78L77 91H78L79 88H81V85L83 86V84H86V83H87L86 80H85L86 82H85V81H82L83 79H90L89 81L92 80V82H93V80L95 79V83H96V80H97L99 84H98V83H96V84L94 83V85H96L95 87H98L97 89L100 91L99 95H104V96H105V99L107 100V102L109 103V105L112 107V109H110L109 106L103 104V106H107V108H109V111H108L107 109H105V110H107V113L109 114V115L106 117V119H109V118H110V115H111V116L114 117L115 119H118V123H119V127H120V123H122V119H123V118L120 119L121 111H120V107L118 106V104H119L120 101H121V98H120V96H119V87H121V88L125 87L124 79H123L120 75H118V78H117V81H116L115 85H112V87H110V83H109L108 80H103V82H101L102 78L99 80V79H97V78H98L97 75H96L95 77L93 76V75L96 74V73H97V74L100 73L103 69H104L105 72H106V70L108 71L107 68L105 69L104 64H103V69H102V70L95 69L94 71H92V69L89 67L90 65H89V66H87ZM183 65H185V66H183ZM201 65H202V64H201ZM215 65H217V64H215ZM11 66H10V67H11ZM186 66H187V67H186ZM3 67H7V65H5V66H3ZM12 67H11V68H9V67L6 68V69H8L7 71H9L10 74H11L12 72H14V71H12V69H13ZM17 67H16V68H17ZM25 67H27V68H25ZM41 67H42V66H41ZM48 67H49V66H48ZM66 67L68 68L69 66H66ZM74 67H72V69H73ZM183 67H186V68L182 69ZM217 67H220V65L217 66ZM14 68H15V67H14ZM16 68H15V69H16ZM69 68H70V70H71V67H69ZM69 68H68L67 71H70ZM214 68H215V66H214ZM17 69H18V68H17ZM17 69L15 70V72L17 71ZM21 69H20V67H19V71H21ZM63 69H65V68H63ZM165 69H166V68H165ZM165 69H164V70H165ZM195 69H196V66H195ZM24 70H23V71H24ZM125 70H126L127 76H128V78H129V81H130V84H131L132 87L135 88V87H138L140 84H142V81H141V79L138 77V73H137L136 68H135L134 66H129V68H126ZM164 70H162V71H164ZM176 70H177V71H176ZM192 70H194V68H192ZM199 70H200V69H199ZM63 71L66 72L65 70H62V72H63ZM104 71H103V73H104ZM162 71H161V72H162ZM172 71H173V72H172ZM187 71H189V69L186 70L185 72H187ZM4 72H5V71H4ZM9 72H8V73H9ZM72 72H73V70H72ZM75 72H74V73H75ZM92 72H94L93 75H92ZM164 72H165V71H164ZM171 72H172V74H171ZM193 72H194V71H193ZM56 73H57V72H56ZM168 73H170L171 76H170V74H168ZM190 73H191V72H190ZM190 73H189V74H190ZM199 73H200V72H199ZM199 73H198V75H199ZM6 74H7V73H6ZM21 74H22V75H25V74H23V73H21ZM21 74H20V75H21ZM26 74H27V73H26ZM166 74H164V75H166ZM177 74H178V73H177ZM182 74L186 75V73H184V72H182ZM182 74L180 73V74H178L177 76H179V78H180V76H181ZM195 74H196V73H195ZM219 74H221V73H219ZM0 75H1V74H0ZM22 75H21V76H19V74L17 75V76L19 77V80H17V78H18L17 76H16V77H13V78H15V79L13 80L15 84H16V83H20V84H21L20 81H21V77H22ZM28 75H29V74H27V77L24 76V77L22 78V79L25 80V82L27 81L26 78H29L28 80H31V81H32V77H30V75H29V76H28ZM34 75H36V73H35ZM58 75H59V74H58ZM62 75H64V74H62ZM62 75H59V76L62 77ZM73 75H75V74H73ZM105 75H106V74H105ZM167 75H166V76H167ZM184 75H182V76H184ZM192 75H193V74H192ZM216 75H217V76H215V78L217 77L218 79L216 78L215 80H216V82L218 81V85H220L219 83H220V79H222V77L219 76L217 73H216ZM1 76H3V75H1ZM36 76H37V75H36ZM59 76H58V77H59ZM186 76H190V77H191V74H190V75H186ZM25 77H26V78H25ZM55 77H56V76H55ZM160 77H161V80H163V79H162V76H160ZM13 78H12V79H13ZM56 78H57V77H56ZM93 78H94V79H93ZM7 79H8V78H7ZM7 79H6V80H7ZM54 79H55V78H54ZM59 79H60V78H59ZM0 80H1L0 82L2 83V79H0ZM24 80H23V81H24ZM33 80H35V77H34V76H33ZM73 80H74V79H73ZM179 80H180V79H179ZM182 80H184V79H182ZM15 81H16V82H15ZM17 81H18V82H17ZM55 81H56V80H55ZM81 81H82L83 83H82ZM99 81H100L101 83H100ZM114 81H115V80H114ZM162 82H166V81L163 80ZM167 82H168V81H167ZM178 82H179V81H178ZM183 82H184V81H183ZM79 83H80V84H79ZM81 83H82V84H81ZM170 83H171V82H170ZM174 83H175V82H174ZM179 83H180V82H179ZM20 84H17V86L15 87V89H16ZM26 84H27V83H26ZM28 84H29V82H28ZM90 84H91V83H90ZM22 85H24V84H22ZM22 85H21V86H22ZM31 85H32V84H31ZM163 85H165V83H164ZM163 85H162V86H163ZM5 86H6L7 88H5ZM27 86H28V85H27ZM29 86H30V85H29ZM77 86H76V87H77ZM87 86H89V87H87ZM87 86H86V88H87L88 90H90V89L92 88V87H90L91 85H89V84H87ZM153 86H154V85H153ZM169 86H171V85L169 84ZM169 86H167V87H169ZM220 86H221V85H220ZM220 86H219V87H220ZM3 87H4V88H3ZM30 87H31V86H30ZM95 87H94V88H95ZM113 87H116V88H117V89H116V92L113 90ZM163 87H166V85L163 86ZM219 87H218V88H219ZM8 88H9V85H8L7 82H5L4 85L2 86V88H0V92H1L2 89H3V91H4V89H6V90L8 91V90H9ZM20 88H21V87H18L16 90H17V91H18V89L21 90ZM24 88H25V86H24ZM83 88H84V86L82 87V89H83ZM170 88H171V87H170ZM154 89H155V92H156V99H155V95L151 96V98H150V102L154 103V104L151 106V109H153L154 111H153L152 113H148V114L145 116V124L148 125L149 127H152V128H154V127L156 126L157 129L160 128V130H161V123L164 122L163 118L165 117V119H167V118L169 117V115H170V116H171V115L174 116L175 114H177L176 112H178V110H177V109H176V110H175V109H172V108H170V107H171V106H170L169 108H170V110H171V109H172V110H171V111L167 110V111H169V112H166V111H165L166 113H168V115H167V116H166V115H165V116L162 115L163 118H162V116L159 117V116H158V112L160 113L161 111H163V108H162V107H163V101H164V100H163V98L161 97V95L157 92L158 90L155 88V86H154ZM198 89H199V88H198ZM191 90H192V89H191ZM217 90H218V89H217ZM221 90H222V89H221ZM22 91H23V89H22ZM215 91H216V90H215ZM5 92H6V91H5ZM14 92H15V91H14ZM18 92H19V91H18ZM44 92H45V91H44ZM44 92H43V93H44ZM216 92H217V91H216ZM216 92H215V93H216ZM218 92H219V91H218ZM218 92H217V93H218ZM10 93H11V92H10ZM10 93L6 92V93H3V94H5V95H8V94H9V95H10ZM32 93H33V92L29 93V95H31L30 98H31V97H35V96H34L35 94H32ZM45 93H46V92H45ZM45 93H44V95H46ZM48 93H49V92H48ZM48 93H47V94H48ZM85 93H87V92H85ZM93 93H94V92H93ZM3 94L1 95V93H0V96H3ZM13 94H14V93H12L11 95H13ZM15 94H16V93H15ZM15 94H14V95H15ZM49 94H50V93H49ZM96 94H97V93H96ZM11 95H10V96H11ZM17 95H18V94H17ZM23 95L27 96L28 94L23 92ZM29 95H28V97H29ZM32 95H33V96H32ZM42 95H43V94H42ZM44 95H43V96H44ZM53 95H54V94H53ZM86 95H87V94H86ZM90 95H91V94H90ZM93 95H95V94H93ZM97 95H98V94H97ZM99 95H98V96H99ZM186 95H187V94H186ZM25 96H23V97H25ZM49 96H50V95H49ZM109 96H111L112 99L115 97V102H113V100L108 99ZM183 96H184V95H183ZM4 97H5V96H4ZM7 97H8V96H7ZM28 97H26V99H27ZM41 97H42V96H40V99L42 100L43 98H41ZM57 97H59V96H57ZM87 97H88V95H87ZM90 97H91V96H89V98H90ZM106 97H107V98H106ZM1 98H3V97H1ZM5 98H6V97H5ZM45 98H46V97H45ZM47 98H48V99H46V100H49V97H47ZM89 98H87V99H89ZM92 98H95V99H96V96H94V97H92ZM98 98H99V97H98ZM98 98H97V99H98ZM100 98H101V97H100ZM100 98H99V99H100ZM179 98H181V97H179ZM193 98H194V97H193ZM6 99H7L6 101L10 104L9 101H11V98H10L9 100H8V98H6ZM51 99H52V97L50 98V100H51ZM101 99H102V98H101ZM101 99H100V100H101ZM188 99H189V98H188ZM188 99H187V100H188ZM27 100L29 101V98H28ZM90 100H92V99H89V101H90ZM177 100H178V99H177ZM179 100H180V99H179ZM3 101H4V100H3ZM19 101H20V100H19ZM32 101H33V100H32ZM32 101H31V102H32ZM42 101H44L43 103H45V100H44V99H43ZM42 101H41V102H42ZM97 101H98V100H97ZM101 101H104V100H101ZM13 102H14L15 104H17L15 101H12L11 104H12ZM17 102H18V100H17ZM31 102H30V103H29V102H26L27 105L29 106V108H31L32 105H35V106H34L35 108H37V107L41 108V106H42V108H43V106H44V108H43L44 110H45V108H46V107H45V104H46V103H45L44 105H42L41 102H40V103H37L38 100H36V104H37V106H36V104H31ZM187 102H189V101H187ZM190 102H192V101H190ZM172 103H173V102H172ZM177 103H178V102H177ZM3 104H5V103H3L2 101H0V108H4V107H5V105H3ZM15 104H14V105H15ZM18 104H19V103H18ZM23 104H25V102L23 103V101H22V99H21V105H23ZM40 104H41V105H40ZM47 104H48V103H47ZM175 104H176V103H175ZM182 104H183V103H182ZM1 105H3V106H1ZM21 105H20V106H21ZM39 105H40V106H39ZM48 105H49V104H48ZM51 105H52V103H51ZM176 105H178V104H176ZM180 105H181V104H180ZM20 106L17 107V108H16V107H14V108H16V109L19 108V109H20V108H21ZM52 106H54V105H52ZM174 106H175V105H174ZM178 106H179V105H178ZM181 106H182V105H181ZM6 107H9V106H6ZM50 107H51V106H50ZM50 107H49V108H50ZM175 107H176V106H175ZM175 107H174V108H175ZM179 107H180V106H179ZM183 107L186 108V107H188V106L186 105V106H183ZM12 108H13V107H12ZM12 108L10 107L11 110H12ZM14 108H13V109H14ZM29 108H27V109L29 110ZM35 108H31V109H35ZM39 108L35 109V113L37 114V116H38V114H39V113H37V112H40V111L42 112V110H43V109H39ZM49 108L46 109V111L48 110V112H49V110H50ZM51 108H52V107H51ZM103 108H104V107H103ZM176 108H177V107H176ZM16 109H15V110H16ZM21 109H22V108H21ZM24 109H25V108H24ZM24 109H22V110H24ZM27 109H26V110H27ZM31 109H30L29 112L32 111ZM53 109H54V108H53ZM121 109H122V107H121ZM15 110H14V111H15ZM36 110H37V111H36ZM38 110H39V111H38ZM44 110H43V111H44ZM173 110H174V111H173ZM182 110H184V109L182 108L181 111H182ZM2 111L6 112V110H3V109H2ZM12 111H13V110H12ZM50 111H51V110H50ZM75 111H76V110H75ZM102 111H103V110H102ZM8 112H9V114H8ZM56 112H57V111H56ZM67 112H68V111H67ZM1 113H2V112H1ZM10 113H11V111L8 110V111H7V114L10 115ZM32 113H33V111L31 112V116H32ZM42 113H43V114H41L42 117L40 116V118H38V120H37L38 122H39L40 120H43L42 118H44V116H47V114L44 115L45 111L42 112ZM49 113H51V112H49ZM49 113H48V116H47L48 118H50L51 115H52V114L50 115ZM69 113H70V112H69ZM69 113H68V114H69ZM161 113H162V112H161ZM189 113H190V112H189ZM2 114H3V113H2ZM2 114H1V115H2ZM17 114H18V115H15V114H14L16 117H18L15 121L18 122V125H20V122H21V124H22V121H24V120H23L22 117H21V119H22V121H21L19 117H20V116H24L25 114L21 113V111H20L19 113H17ZM232 114H233V113H232ZM1 115H0V116H1ZM12 115H13V113H12ZM19 115H20V116H19ZM26 115H28V114H26ZM49 115H50V117H49ZM186 115H187V116H186ZM228 115H229V114H228ZM37 116L35 115V117H37ZM52 116H53V115H52ZM67 116H68V115H67ZM173 116H172V117H173ZM175 116H176V115H175ZM182 116H183V117L186 116V117L189 119V116H188V114H186V113H185L184 115H182ZM230 116H231V115H230ZM232 116H234V115H232ZM232 116H231L230 118H234V117H232ZM1 117L3 118V116H1ZM25 117H26V116H24V118H25ZM35 117H34V118H35ZM69 117H70V116H69ZM112 117H111V119H113ZM183 117H182V118H183ZM186 117H184V118H186ZM225 117H227L226 120L229 119V117H228L227 115H226ZM30 118H31V117H30ZM100 118H101V117H100ZM161 118H162L163 122H162ZM187 118H186V119H187ZM25 119H28V116H27V118H25ZM176 119H177V118H176ZM179 119H181V118H179ZM13 120H14V119H13ZM13 120H12V121H13ZM32 120H34V119H32ZM50 120H51V122L53 123V121H52L51 118L49 119V121H50ZM100 120H101V119H100ZM182 120H185V119H182ZM189 120H191V119H189ZM0 121H1V120H0ZM4 121H6V120L4 119ZM7 121H8V122H7ZM7 121H6V122L8 123V125L11 124V123H9V120H8V119H7ZM15 121H14L13 123H16ZM25 121L27 122V120H25ZM34 121H35V120H34ZM47 121H48V120H47ZM106 121H107V120H106ZM166 121H167V120H166ZM166 121H165V122H166ZM172 121H174V120H172ZM175 121H176V120H175ZM185 121H186V120H185ZM228 121H229V120H228ZM231 121H232V119H231ZM30 122H31V121H30ZM38 122H37V123H38ZM45 122H46V121L43 120V124H46ZM88 122H89V121H88ZM96 122H97V121H96ZM96 122H95V123H96ZM187 122H188V121H187ZM229 122H230V121H229ZM27 123H28V122H27ZM79 123H80V122H79ZM90 123H92V122H90ZM191 123H192V122H191ZM232 123H233V122H232ZM16 124H17V123H16ZM30 124H31V123H30ZM72 124H74L75 126H79L78 124L74 123V121L72 122ZM99 124H100V123H99ZM103 124H105V123H103ZM158 124H159V125H158ZM184 124L186 125V123H184ZM184 124H183V125H184ZM187 124H188V123H187ZM229 124H230V123H229ZM234 124H235V123H234ZM22 125H23V124H22ZM22 125H20V126H22ZM36 125H37V124H36V122H35L34 125H33V128H34ZM65 125H67V123H65ZM68 125H69V124H68ZM97 125H98V123H97ZM112 125H114V124H112ZM0 126H1V127H0V130L2 129V130H1L2 132L0 131V132H1L0 134H2V135H6L5 133L8 132V131H7L6 127H5V125L1 122ZM2 126L5 128L4 130H5L6 132L3 130ZM15 126H17V125H15ZM27 126H28V124H27ZM27 126L24 125V126H22V127H19V129H20V128H23V131H24V130H25L24 128H26V133L28 134V131H29V130L27 131V129H28ZM37 126H38V125H37ZM61 126H64V125H61ZM84 126H85V125H84ZM93 126H94V125H93ZM99 126H101V125H99ZM228 126H229V125H228ZM228 126H226V127H228ZM232 126H233V125H232ZM232 126H231V127H232ZM175 127H177V126H175ZM178 127H181V125L178 126ZM190 127H191V126H190ZM231 127H230V129H231ZM11 128H12V127H11ZM50 128H51V127H50ZM50 128H49V127H46V130H47V129L49 130ZM55 128H56V129H55ZM58 128H59V127H58L57 125H56V127L53 126V127H52V133H54L53 131H55V130L59 132V131L62 130V128H64V127L59 128V130H57ZM76 128H78V127H76ZM109 128H110V127H109ZM168 128H169V126H168ZM188 128H189V127H188ZM188 128H187V129H188ZM15 129H16V127H15ZM19 129H18V130H15V131H16V134L19 133ZM112 129H113V127H112ZM171 129L173 130V128H171ZM41 130H43V129H40L39 131H41ZM48 130L45 131V132L42 131V132H44L46 135L49 134L48 136H45V137H44V138H46L44 142L42 141V140H43V136L41 137L42 134H40L39 131H38L39 133H38V132L34 133V135H35V134H37V135H36V136L32 135V137H33V138L35 137V140H38V139H39V141H41V142H39V144H38V146H37L36 143H38V141H37V142H36V141H33V142L35 143V144H33V146L35 147V148H33V149L30 148L32 142H31L30 144L27 143V145H29V147L26 146L27 149H28V148H30V150H35V149H36L35 152L37 153V151H38L37 149L40 148V143H41V144H42V143H43V144H46L47 141H51L50 138L53 137V134H52L50 131H48ZM63 130H64V131H63ZM63 130H62L63 132L67 131L66 133H68V134H65V135H66V138H65V135L62 134V135L64 136V138L66 139V141H65V144H66V145H65V146H64V145H61V146H63L64 148H62V147L60 146V147L62 148V152L60 151V152L57 153V154L63 153V154H61V155L64 156V160L66 161V162H65L66 164H65V167H63L64 165H62V164H61V166H62V168L65 169V171H64L63 174H62L61 171H63V169L61 168V171H59V168L57 167L58 169L55 170V171H57L55 175L58 176V174H59V177H60V175H64V174H66L65 172L67 171L68 174H69V178H71L70 175H73V174L76 175V174H78V173H75V172H76V168L78 167V166H77L78 164H76V163L79 162V159H80V158H77V157H76V153L78 152V154H79L80 151L83 150V149H82L83 147H81V146L83 145L82 142H85V140L83 141V138H82V140H80L79 137H78V130H79V132H83L82 128L80 129V127H79V129L77 130V129H75V127H72V126L70 125V126H66L65 129H63ZM177 130H178L177 132H179V131H181L182 129L179 128V129H177ZM15 131H14V135L16 136ZM21 131H22V130H21ZM56 131H55V132H56ZM84 131H85V130H84ZM158 131H159V130H158ZM163 131H164V130H163ZM169 131H170V130H168L167 132L169 133ZM173 131H174V130H173ZM173 131L171 132V135H172ZM175 131H176V130H175ZM186 131H188V130H186V126H185V130H184V132H183L184 134H183V135H180V136H181V137L184 136ZM3 132H4V134H3ZM104 132H105V131H104ZM177 132H176V133H177ZM8 133H10V132H8ZM8 133H7V135L9 136L10 134H8ZM22 133H23V132H22ZM26 133H23V135L26 134ZM60 133H61V132H60ZM60 133H58V134H60ZM105 133H106V132H105ZM176 133H175V134H176ZM54 134H56V133H54ZM95 134H98V133H95ZM95 134H93V135H95ZM103 134H104V133H101V132H100V135H101V136H103ZM166 134H167V133H166V131H165V135H166ZM177 134H178V133H177ZM7 135H6V136H7ZM21 135H22V134H21ZM50 135H51V136H50ZM88 135H89V134H88ZM91 135H92V134H91ZM104 135H105V134H104ZM153 135H154V134H153ZM153 135H152V136H153ZM159 135H160V134H159ZM167 135H168V134H167ZM178 135H179V134H178ZM10 136H11V135H10ZM26 136H28V135H26ZM37 136H39V138H37ZM55 136H56V135H54V137H55ZM235 136H236V135H235ZM3 137H4V136H0V146L3 145L2 142H4V143L6 142V143L8 144V146H9V143L7 142V140H9V139H6V138L4 137V139L6 140V141H5V140L3 139ZM47 137L49 138V140L47 139ZM54 137H53V138H54ZM99 137H100V136H99ZM99 137H98V138H99ZM181 137H180V138H181ZM41 138H42V139H41ZM166 138H167V137H166ZM166 138H165V139H166ZM236 138H237V136H236ZM54 139H57V136H56V138H54ZM167 139H168V138H167ZM169 139H170V138H169ZM169 139H168V140H169ZM192 139H193V137H192ZM2 140H3V141H2ZM15 140H16V139H15ZM21 140H23L22 142L25 141L24 139H21ZM21 140H16V141H18V142H16V144L18 143V145H19V141L21 142ZM121 140H122V153H121V157H120V158H121V164L123 163V161L125 162V164H127V160L129 159V156H131L132 146H131L130 142H128V140L125 139V137L121 136ZM59 141H60V140H59ZM148 141H149V139L146 140V142H148ZM192 141H193V140H192ZM22 142H21V144L23 145ZM52 142H53V141H52ZM60 142H61V141H60ZM235 142H236V141H235ZM6 143H5V144H6ZM10 143H12V142H10ZM58 143H59V142H58ZM233 143H234V142H231V145H233ZM7 144H6V145H7ZM21 144H20L19 146H22ZM59 144H61V143H59ZM59 144H58V145H59ZM63 144H64V143H63ZM81 144H82V145H81ZM99 144H100V143H99ZM108 144H109V143H107V146H109ZM235 144H236V145H235ZM235 144L233 145L234 147L237 146V143H235ZM238 144H239V143H238ZM12 145H13V144H12ZM18 145H17V146H18ZM58 145H57V146H58ZM84 145H85V144H84ZM10 146H11V145H10ZM10 146H9V147H10ZM33 146H32V147H33ZM36 146H37V147H36ZM46 146H47V145H46ZM46 146L43 145V147H46ZM55 146H56V145H55ZM233 146H232V147H233ZM2 147L4 148V146H1V151H2V149H3ZM41 147H42V145H41ZM49 147H50V146H48V148H49ZM51 147H52V146H51ZM117 147H118V144H117ZM188 147H189V146H188ZM232 147H231V149H232ZM234 147H233V148H234ZM56 148H57V147H56ZM58 148H59V147H58ZM65 148H66V149H65ZM80 148H81V150H80ZM184 148H185V147H184ZM191 148H192V147H191ZM191 148H190V149H191ZM193 148H196V147H193ZM235 148H236V147H235ZM46 149H47V148H46ZM52 149H53V148H52ZM77 149H79L80 151H79V150L77 151ZM186 149H187V148H185V150H186ZM199 149H200V148H199ZM43 150H45V149H43ZM43 150L41 149V152H42ZM54 150H55V149H54ZM54 150H51V149L49 150V149H48L47 151H45V153L43 152L42 154H41V152H40V153L38 152V153L42 156L43 159L41 158V156L38 155L39 158L35 157L34 160L36 161L35 164H38V162H39V164L36 166V165H32V163H31V166H29V167H30L31 169H32V168L35 169V167H36V168L39 170V167H41L40 165H41L42 163H43V166H44V165H46V164L49 162V159H54L55 161H54V160H50V161H51L52 164L54 165V166H52V165H51V166L55 169V164H58V165H59V160H60V159H59V160H56V159H57V156H55L56 158H55L54 156H53V158L50 157V156H52V155H50L49 153L52 154L53 152H56V151L58 152V150H56V151H54ZM59 150H60V149H59ZM179 150H182V151H183L182 148L179 149ZM185 150H184V151H185ZM195 150H196V149H195ZM233 150H234V149H233ZM233 150H232V151H233ZM237 150H238V149H237ZM48 151H50V152L48 153ZM51 151H52V152H51ZM83 151H85V150H83ZM177 151H178V150H177ZM234 151H235V150H234ZM2 152H3V154L5 153L4 151H2ZM17 152H18V150H17ZM35 152L32 151L31 153H35ZM46 152H47V153H46ZM85 152H86V151H85ZM85 152H84V153H85ZM174 152H175V151H174ZM236 152H237V151H236ZM9 153H11V152H9ZM9 153H8V155H9ZM14 153H16V152H14ZM14 153H13L12 158L10 157L11 160H10L9 156H8V157L6 156V157L8 158L9 161L14 160V159H13V158H14ZM23 153H24V152H23ZM31 153H25L24 155L29 154V155L26 156L27 158H29ZM36 153H35V154H36ZM179 153H182V152L180 151ZM179 153H178V154H179ZM230 153H231V152H230ZM230 153H229V154H230ZM5 154H6V153H5ZM19 154H20V153H18V155H19ZM44 154L46 155V157H44V156H45ZM173 154H174V153H173ZM178 154H176V155H178ZM187 154H188V153H187ZM227 154H228V153H227ZM239 154H240V153H239ZM18 155H17V156H18ZM32 155H33V154H31V157L35 156V155H33V156H32ZM43 155H44V156H43ZM174 155H175V154H174ZM179 155H181V154H179ZM185 155H186V154H185ZM191 155H192V154H191ZM36 156H37V155H36ZM183 156H184V155H183ZM183 156H182V157H183ZM187 156H189V155H187ZM230 156L233 157L232 155H230ZM230 156H229V157H230ZM6 157H4V159H7ZM15 157H16V156H15ZM22 157H23V155H22ZM24 157H25V156H24ZM26 157L24 158L25 162H26V160H27ZM47 157H48L49 159H48ZM172 157H173V156H171V158H172ZM234 157H235V156H234ZM0 158H1V156H0ZM40 158H41L42 160H41ZM159 158H160V157H159ZM184 158H186V157H184ZM237 158H238V156H237ZM18 159H19V158H18ZM36 159H40V160L37 162ZM44 159H46L45 161L48 160L47 163H46V162H42V161H44ZM160 159H161V158H160ZM162 159H163V156H162ZM162 159H161V161H162ZM173 160H174V161H177L176 159H172V161H173ZM225 160H227V159H225ZM229 160H230V159H229ZM229 160H227V161H229ZM234 160H235V159H233L231 163H230V161H229V163L232 164V163L234 162ZM80 161H81V163H82V160H80ZM168 161H169V160H168ZM227 161H226V162H227ZM4 162H6V161H4ZM23 162H24V161H23ZM31 162H34V161L32 160ZM40 162H42V163H40ZM51 162H50V164H51ZM54 162H55V163H54ZM60 162H61V160H60ZM74 162H75V163H74ZM162 162H163V161H162ZM170 162H171V161H170ZM181 162H183V161H181ZM186 162H187V161H186ZM235 162H236V161H235ZM14 163H15V160H14ZM28 163H30V161H28ZM28 163L25 164V170H26L27 168H28V170L30 169L28 166H26V165H29ZM67 163H68V165H67ZM79 163H80V162H79ZM168 163H169V162H168ZM173 163L175 164V163H177V162H173ZM227 163H228V162H227ZM227 163H225V165H226ZM50 164H49V165H50ZM73 164H74V165H73ZM170 164H171V163H170ZM174 164H173V165H174ZM183 164H184V163H183ZM47 165H48V164H47ZM49 165H48V167H50ZM58 165H56V166H58ZM75 165H76V166H75ZM185 165H186V163H185ZM234 165H235V163H234ZM18 166H19V165H18ZM33 166H35V167H33ZM43 166L41 167V169L43 168ZM61 166L59 165V167H61ZM66 166H67V167H66ZM73 166H74L75 168H73ZM80 166H82V164H81ZM175 166H176V165H174V167H175ZM178 166H180V165H178ZM26 167H27V168H26ZM48 167H46V168H48ZM223 167H225V166H223ZM53 168H50V169H53ZM158 168H159V169H158ZM158 168H157V169L160 171V167H158ZM33 169H32V170H33ZM41 169H40V172H39L38 170H36V171L33 170V172H31L30 174L27 173L28 171L26 172V171L24 170L25 172H23V173L26 174V175L24 174V179L26 178L27 174H28V178H31V177H34V176L37 177V175H38V174L40 175V173L43 171V170L41 171ZM54 169H53V170H54ZM66 169H67V170H66ZM68 169H69V170H68ZM74 169H75V170H74ZM78 169H79V167L77 168V172H78ZM225 169H226V168H225ZM228 169H229V167H228ZM228 169H227V170H228ZM233 169H234V166H233V168L231 167V170H229L228 172H227V170H225V171L227 172V174L223 171L224 174L227 175V176L224 175L225 180L230 179L229 181H226V182H230L232 179L234 180V177H233L234 174H233V173H235V170H234V172H233V171H232ZM44 170H45V169H44ZM48 170H49V168H48ZM112 170H113V169H112ZM29 171H30V170H29ZM55 171H54V172H55ZM113 171H114V170H113ZM113 171H112V173H113ZM230 171H232L233 173H232V172L230 173ZM34 172H35V174L38 172V174H37V175H32V173H34ZM43 172H44V171H43ZM43 172H42V173H43ZM109 172H110V171H109ZM240 172H242V171H240ZM110 173H111V172H110ZM51 174H52V173H51ZM68 174H67V175H68ZM81 174H82V173H81ZM114 174L116 175V173H114ZM230 174H231V175H230ZM29 175H30V176H29ZM31 175H32V176H31ZM235 175H236V174H235ZM76 176H77V175H76ZM22 177H23V176H22ZM59 177H58V178H59ZM67 177H68V176H67ZM78 177H79V176H78ZM54 178H55V177H54ZM64 178H65V177H64ZM73 178H75V176H74ZM80 178H81V177H80ZM106 178H107V177H106ZM106 178H105V179H106ZM112 178H113V177H112ZM227 178H228V179H227ZM56 179H57V178H56ZM102 179H103V178H101V179H99V180L101 181ZM0 180H2V179H0ZM57 180H59V179H57ZM79 180H80V179H79ZM2 181H3V180H2ZM55 181H56V180H55ZM106 181H107V180H106ZM64 182H65V180H64ZM80 182H81V181H80ZM108 182L110 183L111 180L108 181ZM34 183H35V182H34ZM70 183H71V182L68 181V184H70ZM87 183H88V182H87ZM89 183H90V182H89ZM102 183L105 184L104 179L102 180ZM109 183H108V184H109ZM0 184H1L3 187H4L5 184H6V187L9 186V184H8V186H7V182L5 183V180L3 181V184H2L1 182H0ZM26 184H28V183H26ZM71 184H72V183H71ZM71 184H70V185H71ZM79 184H80V183H79ZM82 184H84V182H83ZM94 184H95V183H94ZM108 184H107V182H106L105 186L108 185ZM187 184H188V183H187ZM61 185H63V184H61ZM70 185H69V186H70ZM75 185H76V184H73V186H75ZM84 185H85V184H84ZM64 186H65V185H63L62 187L64 188ZM69 186H67L68 189H69ZM82 186H83V185H82ZM105 186H104L103 189H106V188H109V187H110L111 190H114V191L117 190V188L114 187L115 185L113 186L114 189H112V186H108V187H106V188H105ZM116 186H117V185H116ZM177 186H178V185H177ZM9 187H10V186H9ZM62 187H61V188H62ZM72 188L74 189V187H72ZM72 188H71V189H72ZM100 188H101V187H100ZM110 188H109V189H110ZM11 189H12V188H11ZM109 189H107V190H109ZM91 190H92V189H91ZM111 190H110V191H111ZM48 191H49V189H48ZM51 191H52V190H51ZM94 191L97 192V191H99V190H96V189H95ZM94 191H89V192L91 193V192H94ZM100 191L103 192L102 189H101ZM105 191H106V190H105ZM46 192H47V191H46ZM112 192H113V191H111V194H110V195H107V192H103V196L105 195V193H106V196H105L106 198H108V197L111 196V195L113 196ZM116 192H117V191H116ZM0 193H1V195H0L1 198L3 197L2 195H4V196H5V195H6V196L9 195L8 193H5V194H3L2 192H0ZM42 193H43V192H42ZM67 193H70V192H67ZM83 193H84V192H83ZM113 193H114V192H113ZM37 194H38V193H37ZM48 194H49V193H48ZM116 194H117V193H116ZM116 194H114V195H116ZM123 194H124V193H123ZM10 195H11V194H10ZM12 195H13V194H12ZM39 195H40V194H39ZM39 195H38V196H39ZM83 195H84V194H83ZM83 195L81 194L80 196H78V194H77L76 197L80 199L81 197H84ZM97 195H98V192L96 193V197H95V194L93 193V196L89 197V199H88V197H84L85 199L87 198V200H85L84 198H83V200H85V201L87 202V201H90V200L92 201V199L94 198L93 203L90 201L91 204H93L94 206L92 205V206H93V207H92L91 204H88V205L85 206V207H86V209H87L89 212L94 211V212H92V213H94V214H91V213H90V215H94V216H98V217H99V214H100V216L103 215L102 213L105 212V211H103V210H105V208L108 209V206H107V205H108L109 203H111V201H112L111 199H112V198L110 197L111 199H110V198L108 199V200H110V202H108V204H107V201H106V199H105V202H106V204H105L104 201H103V203H102V201H101V202L98 201V198L100 199L101 197H98V198H97ZM6 196L3 197V198H7ZM107 196H108V197H107ZM11 197H12V196H8V199L11 198ZM13 197H14V198H18L17 195H16V197H15V195H14ZM13 197H12V198H13ZM92 197H93V198H92ZM116 197H117V196H116ZM3 198H2V200H4ZM12 198H11L10 200H12ZM14 198H13V199H14ZM45 198H46V197H45ZM71 198H73V197H71ZM18 199H19V198H18ZM18 199H17V200H18ZM38 199L40 200V197H38ZM42 199H43V198H42ZM74 199H75V197H74L71 201H74ZM2 200H1V201H2ZM43 200H44V199H43ZM113 200H114V198H113ZM12 201H13V200H12ZM40 201H41V200H40ZM6 202H7V201H6ZM8 202H9V201H8ZM14 202H15V200H14ZM45 202H46V201H45ZM83 202H84V201H83ZM96 202H97V204H99V205L96 206V205H95ZM114 202H115V203H114V204H115L114 206H116V200H115ZM10 203H11V202H10ZM12 203H13V202H12ZM17 203H18V202H17ZM20 203H21V202H19V204H20ZM42 203H44V202H42ZM59 203H61V202L58 201V204L56 203L55 208H57V207H61V206L59 205ZM101 203H102V204H101ZM44 204H45V203H44ZM76 204H77V203H76ZM79 204H80V203H78L77 206H76L75 204H73V206L75 205L74 208H75V207L77 208V207L79 206ZM103 204L105 205V208H104V209H103V207H104ZM111 204H112V203H111ZM57 205H58V206H57ZM80 205H81V204H80ZM89 205H90L91 207H89ZM81 206H83V204H82ZM102 206H103V207H102ZM124 206H125V202L123 201V198H122V206H121V210H122V208H123ZM79 207H80V206H79ZM94 207H95V209H94ZM70 208H72V209H71L72 211L74 210L72 206H71ZM70 208H69V210H70ZM83 208H84V207H83ZM83 208H82V209H78L79 212H80L81 214L79 213V216H78L77 219H81V217H82V213H83V212H82ZM89 208H91L92 211H91V209H89ZM144 208H145V203H143V208H142L143 211H144ZM10 209H11V208H10ZM66 209H67V208H66ZM86 209L84 210V211H85L84 215H86V214L88 213V212L86 211ZM107 209H106V210H107ZM6 210H7V209H5L4 211L2 210L3 212L0 211L1 214H3V213H5V214L7 213V214H8L9 209H8L7 211H6ZM11 210L13 211V208H12ZM11 210H10V212H9V213L11 214V216L9 215V216L11 217V219H10L9 216L7 217V214H6L5 216H3V215H4V214H3L1 217H4L5 219L9 218L8 220H12V219H13V220H12L13 222H10V221H8V220L5 221L3 218L0 217V219H1L0 224L2 223V221H4L3 223H7V224H8V225H7V224H6V225L3 224L4 227L6 226V228H8L7 226H9V223H10V224L13 226V228H14L13 231H14L16 228L18 229V227H16L17 225H16L15 223H18V222H17V221H19L18 219L20 218V220H21V218H22L23 216H21V217L18 216V218H17V217L15 218V216H17V214L15 213V211L13 212L14 214L11 213V212H12ZM14 210H15V209H14ZM17 210H19V209H16V211H17ZM63 210H64V209H63ZM67 210H68V209H67ZM67 210H66V211H67ZM71 210H70V211H71ZM75 210H76V209H75ZM19 211H20V210H19ZM19 211H18V212H19ZM64 211H65V210H64ZM70 211H69V212H70ZM107 211H108V210H107ZM110 211H111V210H109V212H110ZM128 211H129V209H128ZM67 212H68V211H67ZM86 212H87V213H86ZM57 213H59V212H57ZM65 213H66V212H65ZM65 213H62V214H65ZM72 213H76V212H72ZM53 214H54V213H53ZM55 214H56V213H55ZM62 214H61V215H62ZM101 214H102V215H101ZM21 215H22V214H21ZM56 215H57V217H58V214H56ZM77 215H78V214H77ZM77 215H76V217H77ZM87 215H89V214H87ZM108 215H109V213H108ZM110 215L112 216L111 213H110ZM12 216H14V217H12ZM62 216H63V215H62ZM6 217H7V218H6ZM55 217H56V216H55ZM59 217H61V216H59ZM65 217H66V216H65ZM67 217H68V216H67ZM67 217H66V218H67ZM69 217H70V216H69ZM69 217H68V218H69ZM76 217H73L74 219H72V217H71V220H72V221H71L70 219L67 220L66 218H65L66 220H64V218H63V220L60 221L61 223H60L59 226H60L61 228H64L63 230L67 229V230H66L67 233H69V231L74 232L75 229L78 230L77 228H75V229H74V227L72 228V225H74V224H76V222H78V220L75 219ZM106 217H108V216H106ZM87 218H90V217L87 216ZM112 218H114V217H112ZM154 218H155V217H150V215H149L146 211H144L143 216H142V219H141L142 221H144V222L146 223V224H145V225H146V226H145V232H144V231L142 232V233H143V247H142L143 249H142V250L146 251L149 255H155V254H157V251H155V248H154V243H153V244H152V242L148 243V241H149V237L154 236V235H156V236H157V235H158V236H161V235L163 234V232H165V221H166V219H165L164 217H162V216H161V217H157L156 219H154ZM15 219H16V220H15ZM83 219H84V218H83ZM110 219H111V217H110L109 220H108L109 223H110ZM73 220H76V221H73ZM81 220H82V219H81ZM172 220H173V218H172ZM176 220H177V218H176ZM14 221H15V222H14ZM23 221H25V220L23 219ZM26 221H27V220H26ZM67 221H69V222H68V224H70L69 226H68V224H67ZM93 221H95V220H92V222H93ZM114 221H115V222H114ZM19 222H20V221H19ZM28 222H29V221H28ZM62 222H63V223H62ZM74 222H75V223H74ZM97 222H98V221H97ZM111 222H113V224L115 225L116 220H111ZM172 222H173V221H172ZM13 223H14V224H13ZM26 223H27V222H26ZM26 223L23 222V223H20V225H22V226H23V225H27V224L29 225V223H27V224H26ZM57 223H59L58 220H57ZM78 223H79V222H78ZM78 223L76 224L77 226H76V225H75V226L78 227V228H79V231H80V227H81V226H78ZM93 223H94V222H93ZM106 223H107V222H106ZM61 224H62V225H61ZM110 224H111V225H110ZM110 224H108V227H107V228H109V229H110L111 226L113 225L112 223H110ZM171 224H172V226H173V223H171ZM18 225H19V224H18ZM65 225H66V226H65ZM86 225H90V224L88 223V224H85V226H86ZM98 225H101V224L98 223ZM109 225H110V226H109ZM114 225H113V226H114ZM166 225L168 226L167 222H166ZM0 226H2V225H0ZM22 226H21V227H22ZM82 226H84V225H82ZM85 226H84V227H85ZM103 226H104V228H103L102 225H101V228H103V229H101L102 231L106 229L105 223L103 224ZM169 226H170V225H169ZM172 226H170V227H172ZM21 227H19V229H20ZM66 227H67V228H66ZM68 227H70V229H71V228H72V229L70 230ZM84 227H83V229H84ZM114 227H115V226H114ZM114 227H113V228H114ZM1 228H2V227H1ZM17 229H16V230H17ZM73 229H74V231H73ZM83 229H82V231H83ZM93 229H94V228H93ZM1 230H4V229L2 228ZM101 230H100V231H101ZM150 230H151V231H154V232H153V235L148 236V235L144 234V233H148V231H150ZM6 231H7V234L10 233L7 229H6ZM22 231H23V229H22ZM102 231H101V232H102ZM109 231H110V230H109ZM162 231H163V232H162ZM8 232H9V233H8ZM64 232H65V231H64ZM75 232H76V231H75ZM1 233H2V231H1ZM24 233H27V232H26V229H25V232H24ZM104 233H105V231H104ZM104 233L101 234V238L98 237L99 240L102 239L103 236L105 237V234H106V233H105V234H104ZM103 234H104V235H103ZM2 235H4V237H5L6 232L4 231V232L2 233ZM10 235H12V234L10 233ZM15 235H16V234H15ZM15 235H13V236L15 237ZM25 235H26V234H24V236H25ZM95 235H96V237H97V234H95ZM0 236H1V235H0ZM17 236H18V235H17ZM99 236H100V235H99ZM173 236H174V235H173ZM72 237H73V236H71V238H72ZM80 237L82 238L83 236H80ZM80 237H79V239H81ZM85 237H86V236H85ZM15 238H16V237H15ZM25 238H26V237H24V239H25ZM111 238H112V237H111ZM1 239H2V236H1ZM107 240H108V239H107ZM8 241H9V240H8ZM24 241H26V239L20 241L21 244L18 242L19 248H18V246H16L17 243H15V244L12 243V244H13V245L11 246V247H12V251L10 250L11 252H10V254H9V253H8V254H9V255H11L12 253H16V255L19 254L17 251H18V249H20L21 246H23V247L25 246V245L22 244ZM100 241H101V240H100ZM101 244H102V243H101ZM105 244H109V243H105ZM5 245H7V244H5ZM5 245H4V246H5ZM9 245H11V242H10ZM9 245H7V247H4V248H8ZM14 245L18 248L17 251L13 248V247H15ZM103 246H104V245H103ZM23 247H22V248H23ZM22 248H21L20 250H22V252H25L26 249L24 248V249H25V250H24V249H22ZM82 248H83V247H82ZM243 249H244V248H243ZM14 250H15L16 252H14ZM20 250H19V252H20ZM27 251H28V250H27ZM161 251H162V250H161ZM4 252H5L6 256H7V253H6L7 251H4ZM4 252H3V253H4ZM8 252H9V251H8ZM22 252H20V253L23 255L24 253H22ZM25 253H26V252H25ZM27 253H28V252H27ZM3 255H4V254H3ZM9 255H8V256H9ZM8 256H7V258H9ZM4 257H5V255H4ZM21 257H22V256H21ZM21 257L19 256V258H21ZM27 257H28V255H27ZM90 257H91V256H90ZM12 258H15V259H16V256H15V257H12ZM20 260H21V259H20ZM27 262H28V261H27ZM39 262H40V261H39ZM249 262H250V261H249ZM1 264H3V263H1ZM24 264H25V263H24ZM28 264H30V263H28Z\"/></svg>", "mask_w": 264, "mask_h": 264}, {"label": "crops", "instance_id": "crops-1", "mask_svg": "<svg viewBox=\"0 0 264 264\" xmlns=\"http://www.w3.org/2000/svg\"><path fill=\"white\" fill-rule=\"evenodd\" d=\"M128 134H129V136H131L129 132H128ZM136 147H137V144H136ZM137 148H138V147H137Z\"/></svg>", "mask_w": 264, "mask_h": 264}]
</instances>
